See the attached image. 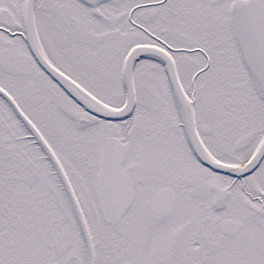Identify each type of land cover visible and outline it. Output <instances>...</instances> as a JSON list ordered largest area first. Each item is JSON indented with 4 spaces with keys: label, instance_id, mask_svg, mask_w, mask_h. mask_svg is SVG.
<instances>
[{
    "label": "snow or ice",
    "instance_id": "obj_1",
    "mask_svg": "<svg viewBox=\"0 0 264 264\" xmlns=\"http://www.w3.org/2000/svg\"><path fill=\"white\" fill-rule=\"evenodd\" d=\"M0 264H264V0H0Z\"/></svg>",
    "mask_w": 264,
    "mask_h": 264
}]
</instances>
